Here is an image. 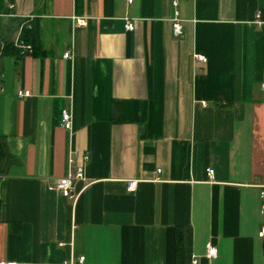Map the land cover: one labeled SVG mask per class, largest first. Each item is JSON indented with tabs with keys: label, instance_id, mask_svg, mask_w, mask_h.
Here are the masks:
<instances>
[{
	"label": "crops",
	"instance_id": "0c3cea01",
	"mask_svg": "<svg viewBox=\"0 0 264 264\" xmlns=\"http://www.w3.org/2000/svg\"><path fill=\"white\" fill-rule=\"evenodd\" d=\"M172 1L3 0L0 261L264 264V0H178L181 35ZM28 15L33 52L5 49Z\"/></svg>",
	"mask_w": 264,
	"mask_h": 264
},
{
	"label": "built area",
	"instance_id": "2783aa9c",
	"mask_svg": "<svg viewBox=\"0 0 264 264\" xmlns=\"http://www.w3.org/2000/svg\"><path fill=\"white\" fill-rule=\"evenodd\" d=\"M129 3H131L133 0H127ZM172 4L174 6V16L172 18V23H173V32L175 35H181L183 33V23L182 19L180 18V13L177 8L178 6V0H173ZM11 6V5H10ZM34 18L33 15H28L26 20L24 21L23 24H21V31L24 28V26H28L30 21ZM80 21L83 23V19H80ZM134 19L126 17V28L127 30H133L135 28L134 24ZM14 45L22 52H33V46L29 43H26L23 41L21 38L20 34L19 36L14 40ZM71 55V51L68 50L64 56L69 57ZM194 57L198 60L206 61L207 58L204 55H199L196 54ZM262 89L264 91V82L262 83ZM19 96L25 97L30 95L29 90L25 89H19L18 91ZM72 113L71 111L64 109L62 112V125L66 129H71L72 128ZM83 160L76 162L74 159H70V162L73 167H71L66 174L61 177L56 185L55 189H57L64 197L71 198L73 200H76L77 197L79 196V192L76 190V182L83 180L84 179V171H85V162L88 160V155H82ZM81 157V158H82ZM158 172H160V169H157ZM207 175L209 177V180H213L214 178V169L209 167L207 168ZM138 185V180L136 179H131L128 181V189L134 191L137 188ZM261 198H262V206H261V211L264 213V189L261 191ZM260 236H264V226L261 228L259 231ZM62 245V244H61ZM218 254V249L215 245L212 243L208 242L207 243V253L206 255L208 257H216ZM85 261V256L82 255L78 258L77 262L83 263ZM75 260L71 259L69 261H64L62 264H75ZM194 263H197V258L195 257L193 260ZM0 264H20L16 261H0Z\"/></svg>",
	"mask_w": 264,
	"mask_h": 264
},
{
	"label": "trees",
	"instance_id": "16d2710c",
	"mask_svg": "<svg viewBox=\"0 0 264 264\" xmlns=\"http://www.w3.org/2000/svg\"><path fill=\"white\" fill-rule=\"evenodd\" d=\"M7 9L4 8L3 0H0V12L2 10H7ZM33 28H34L33 25L23 28L20 36L23 39V41H25L26 43L31 44V42H32L31 45L34 48L33 42H35L36 34H35V31L33 30ZM10 46L15 50V52L17 54L19 53V49L14 45L13 41H11V42L7 41V43L5 45V49H8ZM6 156H7V152L5 149V145H4L3 141L0 140V171H1V165H2ZM177 235H179L178 232H177ZM190 238H191V235L189 234L188 230L186 231V233L184 235H182V236L179 235L177 237L178 242H177L176 257H177L178 263H181L182 259H187L188 255H189Z\"/></svg>",
	"mask_w": 264,
	"mask_h": 264
},
{
	"label": "rangeland",
	"instance_id": "374dc122",
	"mask_svg": "<svg viewBox=\"0 0 264 264\" xmlns=\"http://www.w3.org/2000/svg\"><path fill=\"white\" fill-rule=\"evenodd\" d=\"M1 25H2V23H1Z\"/></svg>",
	"mask_w": 264,
	"mask_h": 264
}]
</instances>
